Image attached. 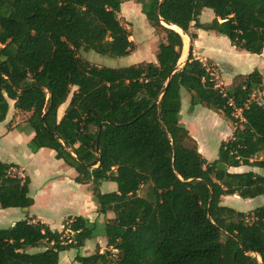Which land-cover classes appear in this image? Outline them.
Wrapping results in <instances>:
<instances>
[{
    "label": "trees",
    "instance_id": "16d2710c",
    "mask_svg": "<svg viewBox=\"0 0 264 264\" xmlns=\"http://www.w3.org/2000/svg\"><path fill=\"white\" fill-rule=\"evenodd\" d=\"M123 2L0 0V122L10 101L30 112V148L55 150L76 170L77 182L91 184L98 213H114L103 223L70 217L69 238L30 218L0 227V264H60L61 251L80 249L100 234L107 239L105 252L77 254L76 262L264 264V205L240 211L222 204L227 195H264L263 174L230 171L264 169V158L253 160L264 152V104L253 97L264 88L263 73L255 69L221 89L192 47L177 69L183 37L169 27H180L191 40L198 37L192 26L212 30L238 49L262 54L264 0H137L165 34L157 63L108 67L81 57V51L110 57L131 52L132 33L119 18ZM205 8L215 17L202 23ZM182 89L192 95L191 109L204 104L236 124L213 161L189 145ZM14 167L0 160V206L28 208L34 204L30 180L13 173ZM104 181L116 182L117 190L101 192ZM144 185L149 190L139 196Z\"/></svg>",
    "mask_w": 264,
    "mask_h": 264
},
{
    "label": "rangeland",
    "instance_id": "374dc122",
    "mask_svg": "<svg viewBox=\"0 0 264 264\" xmlns=\"http://www.w3.org/2000/svg\"><path fill=\"white\" fill-rule=\"evenodd\" d=\"M133 1H136V0H133ZM135 4L136 3L127 2L124 4L123 8L127 13H129L130 10L133 9ZM130 6H131V9H130ZM138 7L139 6H137V8ZM124 10L119 13V18H120L122 24L124 25V27L131 29V33L134 35L135 41L137 43H139V45H140V36H142L144 34V31L148 35V38L151 39V36H152L151 35L152 34L151 27L153 28V31H155L154 33H156V35H158V37H160L161 41H163L165 39L164 32L156 31L155 28L153 26H151L150 22H147L150 27L146 26V28L145 27L140 28V25H142L143 22L140 19V12H138V10L137 11L135 10V11H132L129 13L131 19H133V23L129 22V20H127L126 12ZM214 17H215V14H214L213 10L210 8H205L203 10L202 15L199 17V20L202 23H207V22H210ZM190 32H195L198 34V38H199L198 44H201L202 46L207 47V45H210L213 43V44H215V47H214L215 49H218L220 52L223 51L224 54H222L220 57H216V60L218 61L219 65L213 61H207L206 63L203 62L207 66V68L211 71V73H212V75L216 81L217 86L220 87L221 89H227L228 86H233L234 84H236L237 81L241 80L242 78H244L245 75H247L248 73L252 72L255 69L260 70L264 76V53L263 54H254V53L248 52L246 50L238 49L231 44L230 40L226 36L220 35V34L216 33L215 31H212V30L200 31L198 28L192 26V28L190 29ZM186 35L188 36V39H185L186 46H188L192 42L193 43L195 42V40H191V38L189 37L188 34H186ZM153 36H155V35L153 34ZM135 45L136 44L133 42L132 51L134 50L135 53H133L132 55H135L137 52H139V50L136 48ZM229 47H232L233 50L228 51ZM79 54L81 57L86 58L87 60H89L92 63L99 64L101 66L103 64L104 66H108V67H123V66H126L127 64H131L130 62L133 61V59H132V61L130 60V57H124V56L123 57H110V56L98 54L94 51H90V52L81 51ZM138 57H139V55H138ZM228 59H230L235 64L236 68H238V71H237L238 74L233 79H231L230 77H227V78L223 77V74L226 75V72H228L227 71L228 66L226 67V65H228V64L224 62L225 60L228 61ZM230 81H231V83H230ZM230 84H232V85H230ZM75 89H76L75 87L72 88V93ZM70 97H71V95H70ZM253 97L256 100H258L260 103L264 104V88L261 91H256V93L253 95ZM198 109H200V108H198ZM198 109L195 112H193V114L190 113V108L186 109L183 113V118L185 119V123L188 124V125L185 124V126L188 127L190 132H194V134H195V136L191 135L192 138H191V140H189V145L197 146L199 151L203 154V156L208 161H212V160L217 159L219 156L220 144L222 142V139L224 137L228 136L227 131L230 128L229 125H230L232 120L229 119L222 111H218V115H219L218 117H220V121H215L214 119H211L209 115L203 114L202 117H200L199 115L201 113H198ZM205 110L207 111L209 109L206 108ZM11 111H13L12 108H11ZM214 111H216V110H214ZM221 114L223 116H220ZM235 115L240 118L241 112L237 111V112H235ZM181 118H182V115H181ZM19 119H23V117L20 116V117H18V120ZM232 123L234 124V126L236 125L233 121H232ZM26 127H30L26 122H23L20 125V128H26ZM198 140H200V141H198ZM19 142H21V140H19ZM19 146H21V145H19ZM20 158H22V160H23L24 155L21 154ZM262 158H264V152L259 153L256 156H254L253 160L262 159ZM24 160H25V163H27L26 168H28V172L33 177L36 176L35 182L38 184L41 183V178L39 176H37L36 174H34V172H35L34 168L36 166L43 171L42 173L47 174V175L49 173H51L52 175H56L60 171L56 168V166L54 164L50 163V165H49L47 159L44 160V159H42L41 156L38 158H34V160H31V158H29L28 161H26V159H24ZM251 169H253L256 172L264 175V169H260V168H256V167L254 168V167H249V166L232 167V168H230V171L241 172V171H247V170H251ZM16 170L20 171V167L14 169V171H16ZM47 175H45L44 177H47ZM60 180H64V178L61 177ZM66 182H67V179L62 181L61 184H62L63 189L61 190L62 193H60L57 196L58 198L57 197L53 198L54 202H56L58 206L64 205L63 202H65V200L67 199V196L69 194L68 189L65 188ZM35 187H34V192L36 191ZM91 187H92L91 184H80V189H81L80 194L82 197L80 206H84V208H86L87 214H92L91 217L89 218L92 221L99 220L101 223L106 222L108 218L114 216L113 212L109 211L106 214H100V213H98V211H96V213H92V211L90 209L91 205L89 204V202H88V204H86L87 207L84 205V195L87 194L88 190H91ZM115 190H117V183L116 182L104 181L100 185V191L101 192H110V191H115ZM148 190H149V186L144 185L138 191V195L139 196H146ZM222 200H223L222 204L228 205V206L235 208L236 210H240V211L241 210L247 211L249 209H254L258 206L264 205V195L258 196L255 198H248V199H243L239 195H228V196L224 197ZM92 201H93L94 205L98 206L96 201L94 200L93 196H92ZM79 202H80V200H79ZM40 208H41V205H40ZM25 209H28V208H6V209L0 210V218H1L0 219V227L1 228H8L10 226V225H8V224H10L8 222L11 219L19 220V219L24 218V213L27 212V210H25ZM97 213L99 216L97 218H95ZM88 217H89V215H88ZM62 224H63V221H61V220L58 221L56 216H53V219L50 222V226L53 230L60 229ZM66 224H67V222L64 223V227L60 231H63V237L69 238V237L73 236V232H70L68 229H65ZM106 248H107L106 237L103 234L97 235L96 237L90 239L88 244L81 247L80 249L71 248V249L61 251V253H60V256H61L60 264H81V263L75 261V257L77 254L89 255V254L94 253L98 249H100V252L103 253V252H105ZM111 249H113V248L111 247ZM35 250H37V249H35ZM112 256L114 259H117V257L119 256V253L116 252L115 250H113Z\"/></svg>",
    "mask_w": 264,
    "mask_h": 264
},
{
    "label": "crops",
    "instance_id": "0c3cea01",
    "mask_svg": "<svg viewBox=\"0 0 264 264\" xmlns=\"http://www.w3.org/2000/svg\"><path fill=\"white\" fill-rule=\"evenodd\" d=\"M127 2L136 3L135 6L133 7V9H131V6H130V9H131L130 12L135 11V10L136 11L138 10V12H140V19L143 22V24H142L143 26L140 25V28H143V27L146 28V26H149L147 23V22H149V20L147 19L146 15L142 11V4L137 2V0L136 1L124 0V2L121 4V11L124 10V8H123L124 4ZM137 6H139L138 7L139 9L137 8ZM129 13L126 12L127 20H129V22L133 23V19H131ZM202 13H203V11H202ZM202 13H201V15H202ZM127 29L131 32L130 28H127ZM199 30L203 31V29H199ZM151 32H152V34H151L152 36L150 39V38H148V35L144 31V34L142 36H140V45H139V43H137L135 41V37L132 34L130 39L136 44L135 46L139 50V52H137L135 55H132L135 52H134V50L133 51L131 50V52L128 55L124 56V57H130L131 61L133 59V61L130 62L131 64H127L126 66H129L132 64L144 63V62L157 63V54L159 51V44H160L161 40H160V37H158V35H156V33H154L155 31H153L152 27H151ZM153 34L155 36H153ZM194 40L196 43L192 42L186 48V44H185V41L183 39V48H182V54H181V58L179 60V63H182V65H183L186 62V60L188 59V56H189L190 48L192 47V52H193V55L195 58L200 59L204 63H206L207 61H213V62H216L218 64L216 57H220L222 54H224L223 51L220 52L218 49H215L214 48L215 44H213V43L210 45H207V47H204L201 44H198V40H199L198 37ZM231 50H233L232 47H229L228 51H231ZM138 55H139V57H138ZM183 55L185 57H184V60L181 61V59L183 58ZM224 62L228 64V65H226V67L228 66L227 67L228 72H226V75L223 74V77H226V78L230 77L231 79H233L238 74V72H237L238 68H236L235 64L230 59H228V61L225 60ZM102 66H104V65L102 64ZM230 83H231V81H230ZM232 84H230V85H232ZM229 87H231V86H228V88ZM181 99H182V107H181L182 118H181V120L184 124H186V123H185V119L183 118V113L186 109H189V108H190L191 114H193V112H195L198 108H200V109H198V113H201L199 115L200 117H202V115L204 114V115H209L210 118L214 119L215 121H220V117H218L219 116L218 111L216 112L213 109H212L213 110L212 111L211 108L205 106L204 104H197L191 109L192 95L187 90L182 89ZM69 102H70V97L68 98V100L66 102H64L58 108V111H57L58 120H60L63 117V115L65 114V111L67 109ZM14 103H15L14 101H10V107H9L7 117L3 122H0V160L7 162V163L15 164L16 167L13 168V173L18 174L20 177H24V178L27 177L30 180V182H29L30 196L34 198V204L32 206L28 207V209H25V210H27V212L24 213V218H22V219L30 218L34 222L40 221L42 223H45L49 227H51L50 222L52 221L53 216H56L58 221H60V220L63 221L61 228L58 229L60 231L63 229L64 223L68 222L67 220H69L70 217H75V216H79V215L88 217V215H89L88 218H90L92 214H87L86 208H84V206H80V203L82 200V197L80 194L81 193V189H80L81 183H79L75 180V178L77 176L76 170L73 167L67 165L64 162V160L57 158L56 151L53 149L40 148L37 151H32V149L29 146L30 145L29 143H30L31 139L33 138V136L35 135L34 130H32L30 127L20 128V125L23 122H26L28 120V117L30 116L31 113L18 110L15 107ZM11 108L13 109V111H11ZM206 108L209 110L206 111L205 110ZM20 116H22L23 119L18 120V117H20ZM220 116H223V115L221 114ZM186 125H188V124H186ZM229 126H230V128L227 131L228 136L224 137L222 139V141L228 140L233 135V132L235 130V126L232 123V121H231ZM190 134L195 136L194 132H190ZM19 140H21V142H19ZM198 141H200V140H198ZM19 145H21V146H19ZM21 154L24 155V159H26V161H28L29 158H31V160H34V158H38L41 156L42 159H44V160L47 159L49 165H50V163L54 164L56 166V168L60 171L56 175H52L51 173H49L47 175V174L42 173L43 171L36 166L34 168V170H35L34 174H36L37 176H39L41 178V183L38 184L35 182L36 176L33 177L28 172V168H26L27 163H25V160L24 159L22 160V158H20ZM19 167H20V171H17V170H16L17 172L14 171L15 168H19ZM45 175H47V177H44ZM61 177H63L64 180L67 179V182L65 184V186H66L65 188L68 189L69 194H68L65 202H63L64 205L58 206L57 203L54 202L53 198L54 197L56 198L60 193H62L61 190L63 189V187H62L61 183L64 180H60ZM34 187L36 190L35 192H34ZM92 196H93L92 191L88 190L87 194L84 195V205L87 207L86 204H88V202H89V204L91 205L90 209H91L92 213H96L98 206L94 205V203L92 201ZM224 197H226V196H224ZM79 200H80V202H79ZM222 202H223V200H222ZM40 205H41V208H40ZM11 208H19V207H11ZM2 209H6V208H1V206H0V210H2ZM249 210H251V209H249ZM98 216L99 215L97 213L95 218H97ZM19 220H21V219H19ZM16 221H18V220L11 219L8 222V223H10L8 225L12 226L13 224H15ZM89 241L90 240H87L85 245H87ZM60 262H61V256H60Z\"/></svg>",
    "mask_w": 264,
    "mask_h": 264
},
{
    "label": "bare ground",
    "instance_id": "6f19581e",
    "mask_svg": "<svg viewBox=\"0 0 264 264\" xmlns=\"http://www.w3.org/2000/svg\"><path fill=\"white\" fill-rule=\"evenodd\" d=\"M169 27H171V28H173V29H175L176 31H178L179 33H181V35H182V37H183V39H184V41H185V39H188V36L182 31V29L180 28V27H178V26H176V25H169ZM228 40V39H227ZM206 43V42H205ZM185 44H186V41H185ZM206 46V45H205ZM186 48H187V46H186ZM203 48V47H202ZM264 53V52H263ZM253 56V55H252ZM184 55H183V58L181 59V61H183L184 60Z\"/></svg>",
    "mask_w": 264,
    "mask_h": 264
},
{
    "label": "water",
    "instance_id": "95a60500",
    "mask_svg": "<svg viewBox=\"0 0 264 264\" xmlns=\"http://www.w3.org/2000/svg\"><path fill=\"white\" fill-rule=\"evenodd\" d=\"M184 65V64H183ZM182 63H179L178 65H177V69L178 68H181L182 66ZM167 86V85H166ZM256 257H257V259L259 260V261H261V258H260V256L258 255V254H254Z\"/></svg>",
    "mask_w": 264,
    "mask_h": 264
}]
</instances>
